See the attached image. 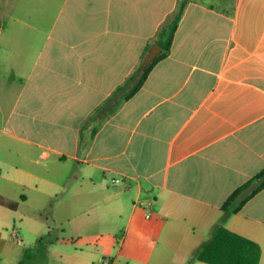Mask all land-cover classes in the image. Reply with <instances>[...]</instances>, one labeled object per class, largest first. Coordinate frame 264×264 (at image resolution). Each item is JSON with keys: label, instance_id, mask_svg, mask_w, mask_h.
I'll use <instances>...</instances> for the list:
<instances>
[{"label": "crops", "instance_id": "0c3cea01", "mask_svg": "<svg viewBox=\"0 0 264 264\" xmlns=\"http://www.w3.org/2000/svg\"><path fill=\"white\" fill-rule=\"evenodd\" d=\"M177 1L0 0V261L46 236L49 264H83L64 233L92 229L106 255L123 233L121 264H185L264 168V0H188L170 52L93 117ZM225 225L264 264V187Z\"/></svg>", "mask_w": 264, "mask_h": 264}, {"label": "trees", "instance_id": "16d2710c", "mask_svg": "<svg viewBox=\"0 0 264 264\" xmlns=\"http://www.w3.org/2000/svg\"><path fill=\"white\" fill-rule=\"evenodd\" d=\"M187 2L188 0H178L171 15L156 31L152 43L161 48L158 55L146 69H142L140 64L132 75L95 109L93 117L115 111L124 100L132 96L142 86L154 64L170 52L175 31L183 16ZM263 187L264 168L239 185L225 199L221 205L222 217L214 225L210 237L192 253L191 259L185 264H192L194 261H203L209 264H259L260 245L254 240L229 229L225 225V220L231 214L237 213ZM44 239L45 236L40 243H43ZM29 250V248L25 250L24 256L18 264H24L28 258Z\"/></svg>", "mask_w": 264, "mask_h": 264}, {"label": "rangeland", "instance_id": "374dc122", "mask_svg": "<svg viewBox=\"0 0 264 264\" xmlns=\"http://www.w3.org/2000/svg\"><path fill=\"white\" fill-rule=\"evenodd\" d=\"M196 1H201V2H204L206 4H209V5H216L218 6L219 4V0H196ZM232 0H227L228 3H231ZM44 216H49L47 213L44 214ZM47 218H45L46 220ZM48 220H51V219H48ZM126 222V218H124V223ZM46 229H42V232H45ZM69 231H65L64 235L68 237V239L66 240V243L65 245H63L62 247H64L68 250L70 249H73L74 248V243H78L77 246H81L82 249L84 250H89L91 252L94 253V255L92 256H85L87 257V259L84 261L83 264H99L100 262H102V260L108 256H111V257H116L117 255V252L119 250V247L121 245V241L119 239L122 238V232L121 231H117L119 232V235L116 237V238H112L109 242H110V245H111V253L109 255H106V253H103V251H100V252H96V250H94V234L97 232L95 230H92V229H88V230H84V231H81V240L77 239L75 241H72L71 240V237L69 234L71 233H68ZM46 237V236H45ZM118 238V239H117ZM46 239V238H45ZM45 239L43 240V243H38L35 247L31 246V247H28L27 246V243H26V240H24V243H20L18 245V256H17V260L23 258L22 256H24L23 254L25 253L24 249L26 250L27 248H29V253H28V258L25 260L24 264H49L48 261L46 260V251L47 248H50L48 247V244L46 245V242H45ZM9 242H11L9 240ZM9 242H7V245L10 244ZM88 244H91V246H89ZM88 245V246H87ZM7 252L5 251V253L3 254L2 256V259L0 261V264H14L12 263V259H9L10 261L8 262L7 261ZM16 264V263H15ZM119 264H121L119 262Z\"/></svg>", "mask_w": 264, "mask_h": 264}, {"label": "water", "instance_id": "95a60500", "mask_svg": "<svg viewBox=\"0 0 264 264\" xmlns=\"http://www.w3.org/2000/svg\"><path fill=\"white\" fill-rule=\"evenodd\" d=\"M160 51L161 48L157 44H154L143 58V61L141 62L142 69H146Z\"/></svg>", "mask_w": 264, "mask_h": 264}, {"label": "built area", "instance_id": "2783aa9c", "mask_svg": "<svg viewBox=\"0 0 264 264\" xmlns=\"http://www.w3.org/2000/svg\"><path fill=\"white\" fill-rule=\"evenodd\" d=\"M113 183H121L120 178L112 179ZM147 217H150V214L146 215ZM12 237L16 236V232L13 230L11 233ZM99 264H119L118 260L115 257L108 256L102 260Z\"/></svg>", "mask_w": 264, "mask_h": 264}]
</instances>
